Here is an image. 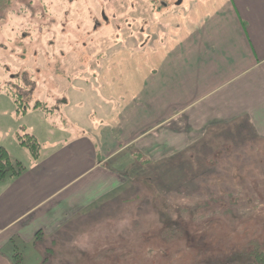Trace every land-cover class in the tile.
<instances>
[{
    "label": "crops",
    "instance_id": "0c3cea01",
    "mask_svg": "<svg viewBox=\"0 0 264 264\" xmlns=\"http://www.w3.org/2000/svg\"><path fill=\"white\" fill-rule=\"evenodd\" d=\"M185 2L165 15L175 3L162 0V30L90 64L92 99L70 93L59 111L64 123L46 141L25 130L38 139L39 157L27 156L25 171L0 180V264L68 233L131 185L127 157L188 163L208 133L233 126L264 140V0Z\"/></svg>",
    "mask_w": 264,
    "mask_h": 264
},
{
    "label": "rangeland",
    "instance_id": "374dc122",
    "mask_svg": "<svg viewBox=\"0 0 264 264\" xmlns=\"http://www.w3.org/2000/svg\"><path fill=\"white\" fill-rule=\"evenodd\" d=\"M0 1L7 5L6 0ZM170 2L175 5L165 15L186 5L182 0ZM158 7L153 0H12L0 12L4 14L0 20V146L25 164L30 152L19 145L18 135L33 129L44 142L51 127L63 125L59 111L70 93H75L74 99L90 101L89 87L95 79L88 66L112 57L119 46L135 47L148 33L162 30L164 15L157 14ZM43 109L52 115L24 117L23 111H17ZM222 130L208 133L203 148L185 164L178 158L151 165L127 157L131 169L125 170L124 177L131 185L88 211L68 233L30 246L22 252V261L14 256V263L193 264L196 257L204 263L213 256L207 248L217 245L222 250L228 241L219 218L214 226L210 220L194 223V204L200 203L203 210L218 207L224 214L236 198L231 205L234 212L223 215L230 227L264 207V140L248 126ZM227 193L233 199L227 200ZM218 195L224 199L202 203ZM203 225L216 234L214 242L199 229ZM180 233L185 234L181 239ZM236 235L234 239L242 236L238 231ZM245 263L254 264L252 259Z\"/></svg>",
    "mask_w": 264,
    "mask_h": 264
},
{
    "label": "trees",
    "instance_id": "16d2710c",
    "mask_svg": "<svg viewBox=\"0 0 264 264\" xmlns=\"http://www.w3.org/2000/svg\"><path fill=\"white\" fill-rule=\"evenodd\" d=\"M6 1H7L6 3L7 5H4L2 3L3 1H0V7H1L0 12H2L3 10H5L11 5L12 0H6ZM153 1L155 2V4H159V7H161V3L158 2V0H153ZM3 17H4V14L3 13L0 14V20L3 19ZM9 90L11 89H8V93H11V91ZM12 93L13 95H15V98H18V97L21 98L20 95L18 96L14 92ZM36 108H40V104L36 105ZM17 111L25 112V110H17ZM17 140L20 146L26 148L30 152V155L33 160L38 159L39 151H40V143L34 135H30V134L18 135ZM178 161L184 164L186 163V162H182L180 159ZM23 171H25V167L23 166V164L20 163L19 161H15L10 156L9 152L4 147L0 146V180L6 178L7 176L17 177ZM224 195L226 196L227 200L233 199L232 194L227 193ZM219 197L220 196L218 195L214 198L205 199L206 201L203 200L202 203H205V205L209 204V201H213V200L217 201ZM223 199H224L223 197L219 198L220 201H222ZM236 201L237 199L235 198L234 203H236ZM234 203H230L229 207L225 208V211L226 210L227 211L224 214L222 213L223 210L218 207H215L214 210L206 209V208H204L203 210L200 203H196L193 205L192 213L194 216L191 219L194 221V223L203 221V220H206V221L210 220L209 224L211 226L212 225L214 226L215 224L217 225L218 223L219 224L222 223L223 232L221 233L225 234V238H227V241H228L227 244H229V246H227L226 244L225 247L222 248V250L220 249L219 246L212 245L211 247L207 248V253H213V256L206 257L207 261L209 262L205 261L203 263L201 262L202 258L196 257V260L194 261L193 264H205V263L206 264H246L245 262H247L248 259H252L254 264H264V217L262 216L264 214V207H262L259 210V213H257L256 215L253 214L247 219L242 220L243 222H241L240 224L234 227H230L225 222L223 215L225 214L230 215V213L234 212V208H232L231 206ZM198 210H201V211L198 212ZM220 212L222 215L221 218L217 216V214H220ZM217 218H219L222 222H220L219 220L217 221ZM214 221H217L218 223L217 222L214 223ZM252 223H255V224L251 225ZM201 227L203 228H200L199 226V229L206 231V238L210 240L209 242H214L215 240L213 239H214V236L216 235L215 233H213L214 231L212 230L207 231L210 229V227H206V225H203ZM225 228H228L229 232H227ZM230 229L233 230L232 233H230ZM237 231L241 232L242 236L240 239H236V237L234 239V236L236 235ZM161 233L162 231L159 233L156 232L155 235L159 236V234ZM184 235H185L184 233H180L178 237L181 239L184 237ZM165 236H161V237H165ZM222 240H220V242ZM233 240H235L236 242H233ZM179 242L180 241H177L173 245H177L179 244ZM224 244L225 243L223 241L222 245L224 246ZM196 252H199V251L197 250ZM15 258H17L19 261H22V254L16 253Z\"/></svg>",
    "mask_w": 264,
    "mask_h": 264
},
{
    "label": "flooded vegetation",
    "instance_id": "af4514ba",
    "mask_svg": "<svg viewBox=\"0 0 264 264\" xmlns=\"http://www.w3.org/2000/svg\"><path fill=\"white\" fill-rule=\"evenodd\" d=\"M163 3V2H162ZM162 5H165L164 3L162 4ZM162 8V6L161 7H159V9H161ZM97 25H99V24H97Z\"/></svg>",
    "mask_w": 264,
    "mask_h": 264
}]
</instances>
